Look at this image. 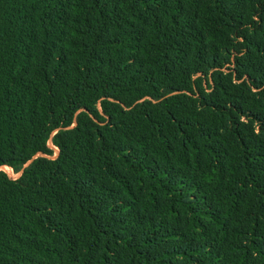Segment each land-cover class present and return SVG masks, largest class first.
Masks as SVG:
<instances>
[{"label":"trees","instance_id":"obj_1","mask_svg":"<svg viewBox=\"0 0 264 264\" xmlns=\"http://www.w3.org/2000/svg\"><path fill=\"white\" fill-rule=\"evenodd\" d=\"M3 165L0 264H264V0H0Z\"/></svg>","mask_w":264,"mask_h":264},{"label":"built area","instance_id":"obj_2","mask_svg":"<svg viewBox=\"0 0 264 264\" xmlns=\"http://www.w3.org/2000/svg\"><path fill=\"white\" fill-rule=\"evenodd\" d=\"M0 170L6 172L9 176L14 177V178L17 177L16 175L18 174L13 170L11 166H8V165L0 166Z\"/></svg>","mask_w":264,"mask_h":264},{"label":"rangeland","instance_id":"obj_3","mask_svg":"<svg viewBox=\"0 0 264 264\" xmlns=\"http://www.w3.org/2000/svg\"><path fill=\"white\" fill-rule=\"evenodd\" d=\"M55 155H57V152L55 153ZM18 175H19V173L16 176H18Z\"/></svg>","mask_w":264,"mask_h":264}]
</instances>
